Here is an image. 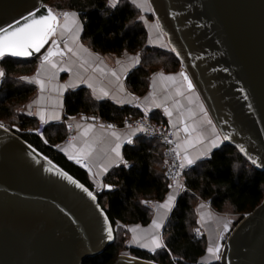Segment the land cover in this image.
<instances>
[{
  "label": "water",
  "instance_id": "1",
  "mask_svg": "<svg viewBox=\"0 0 264 264\" xmlns=\"http://www.w3.org/2000/svg\"><path fill=\"white\" fill-rule=\"evenodd\" d=\"M151 2L186 64V84L197 86L226 141L264 170V0ZM48 9L60 20L44 0H0V36L48 15ZM52 36L39 52L29 48L31 55L3 57L36 56ZM57 171L93 192L19 134L0 127V264H84L114 241L97 195L93 201ZM222 263L264 264V201L237 223ZM112 264L160 263L123 253Z\"/></svg>",
  "mask_w": 264,
  "mask_h": 264
},
{
  "label": "trees",
  "instance_id": "2",
  "mask_svg": "<svg viewBox=\"0 0 264 264\" xmlns=\"http://www.w3.org/2000/svg\"><path fill=\"white\" fill-rule=\"evenodd\" d=\"M44 2L77 12L84 24L82 40L94 50L140 52L142 61L127 79L131 90L139 95L147 91L152 72L181 69V61L172 50L147 44L142 11L131 0H118L114 7L110 0ZM46 47L33 57L5 56L0 60L5 70L0 84V124L19 134L97 195L114 227L115 239L103 252L86 258L84 264H112L124 252L160 264H223L217 260L201 261L207 253L208 240L206 235L198 238L195 233L199 225L195 202L197 198L209 200L217 212L231 206L237 214L250 213L264 200V170L249 165L234 144L226 143L211 157L195 162L186 173V190L179 195L164 227L163 247L149 251L128 244L130 232L125 227L149 224L154 215L151 202L164 200L170 191L163 168L164 147L157 140L143 137H138L136 144L125 145L124 156L131 166L112 169L104 178V185L111 188L97 190L88 172L57 148L66 134L65 123L46 124L41 132L42 124L35 117L19 112L36 92L35 86L23 81L22 76L36 70ZM65 106L67 115H94L105 121L121 122L126 116L143 114L135 107L96 100L85 87L69 91Z\"/></svg>",
  "mask_w": 264,
  "mask_h": 264
},
{
  "label": "crops",
  "instance_id": "3",
  "mask_svg": "<svg viewBox=\"0 0 264 264\" xmlns=\"http://www.w3.org/2000/svg\"><path fill=\"white\" fill-rule=\"evenodd\" d=\"M131 1L143 12L141 18L148 30L147 44L169 49L170 43L161 26L147 20L145 13L148 12L142 7L140 0ZM65 13L69 15L65 17ZM64 14L60 15L55 35L40 54L36 70L22 76L23 81L35 86L36 92L19 112L35 117L42 125L62 122L66 127L75 125L77 134L74 140L66 145L59 142L57 148L88 172L95 187L102 186L105 176L115 167L131 166L124 156V147L136 144L138 137L132 128L109 129L96 116L67 115L65 97L71 90L85 87L96 100H110L119 106L135 107L143 114L164 118L172 125L182 126L184 130L187 128V138L180 142V149L189 155L193 163L211 157L216 149L228 143L197 86L191 89L186 84L182 75L186 64L173 48L172 51L181 61V69L167 71L161 68L152 72L147 91L139 95L131 90L127 79L129 73L141 63V53L124 51L116 54L94 50L82 40L84 24L79 14L68 10ZM49 52L53 55L45 60L44 57ZM0 72L5 74L1 63ZM113 132L116 133L115 136L112 135ZM117 145L119 148L113 151ZM82 159L87 164L77 162ZM181 193V183L178 182L170 188L164 200L151 202L153 219L147 225H133L132 229L136 231H131L130 245L154 251L158 248L151 243L153 236L158 237L164 245L163 230ZM170 195L174 198L170 208L160 207L168 202ZM212 210L205 207L199 212L198 224L207 235L208 249L217 245L216 237L213 240L209 234H219L226 225H230L216 215L215 209ZM155 224L160 227H155Z\"/></svg>",
  "mask_w": 264,
  "mask_h": 264
},
{
  "label": "built area",
  "instance_id": "4",
  "mask_svg": "<svg viewBox=\"0 0 264 264\" xmlns=\"http://www.w3.org/2000/svg\"><path fill=\"white\" fill-rule=\"evenodd\" d=\"M59 17H61L59 15ZM5 74L0 78V84ZM94 116V115H91ZM103 123L109 129L117 128H132L136 131L137 137L146 139H154L159 141L164 147L163 168L165 175L169 181L170 187L175 186L176 183H181V190H186V173L194 165L188 154L183 153L180 149V142L187 138V133L180 125H172L164 118H153L149 114H142L139 116H126L121 122L119 121H105ZM111 126V127H109ZM44 128V125H43ZM77 134V127L73 124L68 125L66 134L63 137L61 144L66 145L71 143ZM192 163L189 164L188 161ZM80 164H87V161L79 160ZM181 164L184 167L181 168ZM234 226L226 228L223 231L221 240L227 243L230 236L233 234ZM198 238L202 237L203 233L199 227L195 229Z\"/></svg>",
  "mask_w": 264,
  "mask_h": 264
},
{
  "label": "snow or ice",
  "instance_id": "5",
  "mask_svg": "<svg viewBox=\"0 0 264 264\" xmlns=\"http://www.w3.org/2000/svg\"><path fill=\"white\" fill-rule=\"evenodd\" d=\"M112 6L114 7L116 3H118V0H111ZM34 15V14H32ZM65 17H67L69 14L65 13ZM27 19V18H25ZM49 21H52V23H49ZM59 25V20L57 16H55L52 13L51 9H48V15L40 16L37 19L31 20L30 23L24 25L23 27L17 28L13 30L11 33L8 32L7 29H4V35L0 36V57H3L6 54H10L12 56H27L31 55L32 53L28 50L29 48H34L35 51L39 52L40 48L47 43L48 37L51 35H55L56 33V27ZM65 27L67 25L65 24ZM71 51V49H69ZM53 55L52 52H49L47 56L44 57L45 60H48L49 56ZM55 67V65H53ZM4 73L0 72V76H3ZM187 79V77H185ZM42 83V82H41ZM191 82H189V88H191ZM171 115V113H168ZM43 119V117H41ZM210 123V121H209ZM0 127H3V125H0ZM111 127V126H109ZM188 129L185 128V131ZM112 135H116L115 132L112 133ZM130 142V141H129ZM119 148V145H117L116 149H113V151H117ZM117 155L119 153L117 152ZM71 158V157H70ZM79 162V161H77ZM189 164L192 163L191 160L188 161ZM181 168L184 167L183 164L180 165ZM51 171V169H49ZM56 174L58 176L63 177L64 179L68 180L70 183L75 185L77 188L82 189L87 195L93 200H96V195L89 191L87 188H84L82 184H80L78 181L74 180L71 176H69L67 173H64L62 171H57ZM105 187L111 188L110 185H106ZM173 196L168 197V202L161 205L160 207L163 208H170L171 201L173 200ZM155 227L159 228V224H155ZM227 228V225L225 226ZM133 232L136 231V229H132ZM109 238H111V232L112 229L109 227ZM151 243L154 245L155 248H161L163 247V244L159 240L158 237L153 236ZM146 246V245H145ZM208 251L212 254H217L220 251L219 245L215 249L209 248ZM217 258H219L217 256Z\"/></svg>",
  "mask_w": 264,
  "mask_h": 264
},
{
  "label": "rangeland",
  "instance_id": "6",
  "mask_svg": "<svg viewBox=\"0 0 264 264\" xmlns=\"http://www.w3.org/2000/svg\"><path fill=\"white\" fill-rule=\"evenodd\" d=\"M141 2V5H142V7L144 8V9H146V12H148V13H145L146 14V17H147V20L148 21H151L152 23H154V25H156V26H159L160 27V23H159V21H158V15H157V13H156V11H155V9H154V7H153V5H152V2H151V0H140ZM138 6V5H137ZM54 11H56L57 12V14H59V15H62V14H64V12L66 11V10H64V9H59V8H57V7H55V6H50ZM139 7V6H138ZM142 11V10H141ZM142 15H143V12H142ZM168 47H169V49L170 50H172V47H170V45H168ZM237 147V146H236ZM237 149L245 156V158L247 159V162L249 163V165H251V166H254V164L252 163V161L249 159V157H247L244 153H243V151L240 149V148H238L237 147ZM104 184L102 185V186H99V187H96L97 188V190H102L103 188H104ZM183 192V191H182ZM264 201V200H263ZM262 204V203H261ZM260 204V205H261ZM259 205V206H260ZM258 206V207H259ZM204 207V208H203ZM205 207H207V208H209V209H211L212 210V206H211V203H210V201L209 200H205V199H201V198H197V201L195 202V208H196V213H197V217H198V223H199V212L201 211V210H203V209H205ZM214 209V208H213ZM213 211V210H212ZM215 213H216V215L218 216V217H220L221 219H224L225 220V222H227V223H229L230 225H228V227H231V225H233L234 226V230H235V227L237 226V223L238 222H240L244 217H245V215H241V214H237V213H235L234 212V210H233V208L231 207V206H227L225 209H224V211L223 212H216L215 211ZM248 214V213H247ZM198 227H199V225H198ZM227 227V228H228ZM132 228H133V225L132 226H126L125 227V229H127L129 232H130V235L128 236V240H127V242H128V244H130V238H131V231H132ZM226 228H224L222 231H221V233H219L218 234V232H214L213 233V236L211 235V234H209V236H210V238H215V243L217 244V245H219V247H220V251H219V253H217V254H212V253H210L209 251H208V249H207V253H206V255L201 259V261H203V262H206V263H208V262H211V261H215V260H217V261H220V262H222V257H223V253H224V250H225V244L226 243H224L222 240H221V238H222V235H223V231L225 230ZM201 231H202V235H205V231L201 228ZM234 232V231H233ZM207 236V235H206ZM211 239V240H212ZM214 240V239H213ZM163 243H164V239H163ZM217 245L216 246H212V247H210V248H213V249H215L216 247H217ZM124 253H127V254H130L129 252H124ZM123 254V253H122ZM217 256L219 257V258H217ZM224 264V263H223Z\"/></svg>",
  "mask_w": 264,
  "mask_h": 264
}]
</instances>
